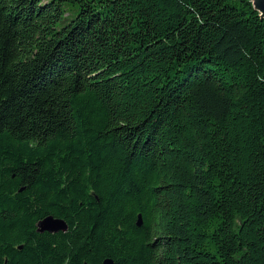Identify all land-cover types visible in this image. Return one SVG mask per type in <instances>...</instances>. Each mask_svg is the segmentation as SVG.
<instances>
[{
  "label": "trees",
  "instance_id": "obj_1",
  "mask_svg": "<svg viewBox=\"0 0 264 264\" xmlns=\"http://www.w3.org/2000/svg\"><path fill=\"white\" fill-rule=\"evenodd\" d=\"M105 257L264 264L251 0H0V264Z\"/></svg>",
  "mask_w": 264,
  "mask_h": 264
},
{
  "label": "water",
  "instance_id": "obj_2",
  "mask_svg": "<svg viewBox=\"0 0 264 264\" xmlns=\"http://www.w3.org/2000/svg\"><path fill=\"white\" fill-rule=\"evenodd\" d=\"M251 4L254 9L258 11V14L264 18V0H251ZM135 223L139 225L141 223L140 213L136 214ZM36 229L38 231H48L54 232L57 230H64L66 228V222L60 218L47 214L36 221ZM102 262L104 264H110L111 259L108 257L103 258Z\"/></svg>",
  "mask_w": 264,
  "mask_h": 264
},
{
  "label": "rangeland",
  "instance_id": "obj_3",
  "mask_svg": "<svg viewBox=\"0 0 264 264\" xmlns=\"http://www.w3.org/2000/svg\"><path fill=\"white\" fill-rule=\"evenodd\" d=\"M63 19V18H62ZM57 26H59V25H61V23H59V22H57V24H56Z\"/></svg>",
  "mask_w": 264,
  "mask_h": 264
}]
</instances>
